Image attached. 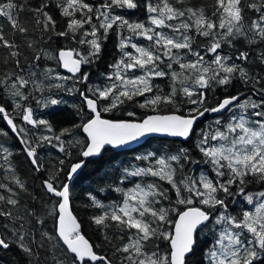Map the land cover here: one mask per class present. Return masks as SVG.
Masks as SVG:
<instances>
[{
    "label": "snow or ice",
    "instance_id": "1",
    "mask_svg": "<svg viewBox=\"0 0 264 264\" xmlns=\"http://www.w3.org/2000/svg\"><path fill=\"white\" fill-rule=\"evenodd\" d=\"M175 2L183 4L184 0H175ZM48 6V4H43L41 7L31 9L37 17H42V19H35V23L42 26L41 31L73 40L79 37L78 43L87 44L89 51L85 56L73 49H60L56 55H52L48 50L41 49L35 54L34 60L39 61L42 56L46 59H56L60 66L81 83L86 82L89 78L87 73L81 72V66L92 63V58L98 57L101 51V36L106 38L109 31L116 26L120 40L118 48L122 53V58L111 65L114 72L107 76L111 83L103 88L90 89L92 97L95 98L89 97L83 91L80 92L88 110L94 114L93 117L86 123L73 125L72 128H63L59 134L37 136V147L45 142L52 145V141L55 140L57 143L52 146L57 147L63 153L65 152V142L61 138L71 135L75 128H82L88 137V143L83 146L80 153L84 158L98 156L106 145L112 147L124 145L137 140L146 133H161L187 139L194 131V124L198 116H203L206 112L216 113L225 109L231 110L229 106L239 100V96L226 97L212 108L191 109L190 115L187 117L176 114L160 115L159 106L161 104L176 105L178 95L187 97L188 102L193 105L203 106L205 93L203 91L196 93L195 89H207L213 83L227 86L236 76L242 82L248 83L251 78L245 68L234 62L229 63L231 58L220 55L218 50L222 48L223 44L234 47L233 42L241 38L249 45L264 43V0H215L210 16L206 15L203 8L181 9L176 8L170 0H159L157 5L149 4L147 7L149 13L147 26L140 22H130L120 15L113 14L114 9L137 8L134 0H105L95 10L84 0H64L63 3L56 5L60 9V15L66 20V27L61 30H57V21L45 11ZM24 7V5H17L13 0L0 4V17H6L13 32H18L21 36L29 31L28 27L18 19L19 12L23 11ZM248 11L256 14L255 18L250 19V22L246 20ZM77 13H79V17ZM93 14L98 23H93ZM168 21H179V23L169 24ZM85 25H89V29H85ZM124 28L132 36L143 37L153 42V46L145 48L132 43L131 36L124 37L120 34L119 30ZM157 28H168L179 35L169 36L163 32L154 31ZM101 30H103L102 33ZM193 32L195 36L208 39L209 44L205 54L193 50L195 37L189 34ZM34 44L35 41L32 40L28 42L27 46L31 49ZM0 46L10 49L4 62L8 63V59L11 58L16 67L21 68L18 59L21 53L17 50L20 46L14 40L10 41L5 38L2 26H0ZM129 46L134 49L135 55L124 51ZM181 50H187V54L194 56L195 59L185 61ZM207 53L213 54L210 61L205 59ZM235 59L247 61L249 54L246 51H241ZM259 59L264 64V52L259 54ZM165 60L169 61L167 67L171 72V90L167 93L151 84L153 78H163L168 75L164 71L157 70L158 65L164 63ZM173 64L179 65V72L172 70ZM29 66L31 67V64ZM136 69H139L142 75L138 77L125 75V72ZM44 71L46 78L51 79L52 70L45 69ZM78 73L79 77H77ZM35 76L36 73L32 72L26 79L23 75L12 72L6 73L3 78H0V87L4 88L12 98L14 108L22 107L16 97H19L20 100L28 99L21 89H24L29 83L33 85L34 91L43 92V85L32 79ZM72 77L57 75L55 79L68 80ZM177 84L180 85L179 88L176 86ZM53 86L63 87L62 84ZM154 87H156L155 92ZM68 91L71 92L72 89ZM146 93H153V95L146 97L139 106L141 108L150 106V110L157 114L147 116L142 123H114L100 118L98 111L100 101H109L104 110L111 111L126 101H133L136 97L145 96ZM194 95H197L198 99H192ZM58 102L57 99L52 98L37 99V103L43 106H47L49 103L56 105ZM260 106L250 100L239 104L242 110L249 107L257 109ZM192 112L197 113L198 116L191 115ZM0 114H3L4 120L13 132H16V125L3 106H0ZM128 115L134 114L128 113ZM254 115L264 118V111H257ZM22 119L34 128L42 125L47 133H53L49 122L35 119L33 111L29 107H23ZM215 123L221 125L220 120ZM209 139L218 143L207 146ZM22 142L28 144L27 140H22ZM77 143L80 142L77 141ZM197 146L206 158L205 163L212 165L215 179L201 174L198 178L185 177L177 182L174 179L175 168L173 165L178 164L182 167V159L190 160L183 149L179 154L157 157L154 163H150L148 167H137L131 171L125 170L126 176H151L171 185L172 190L175 191V203L186 206V210L176 213L178 218L175 220L169 218V212H176L175 208L169 210L165 207H156L160 203L156 197L166 199L167 190H161L155 183L146 185L136 183L133 188L126 191L118 187L114 188V191L123 194L124 199L120 205L105 206L89 195L93 206L103 209L101 214L90 217L94 225L103 230L115 224L121 233H128L127 242L116 248L117 252L123 254L121 264H186V256L193 251L196 243L194 233L199 226L210 221L209 212L199 207H187L194 204V198L209 209H216L218 206L223 209L215 220V224L220 226L217 239L206 252L209 264H254V261L257 260L264 264V191L255 194V200H258L259 203L254 205V210H244L239 217L229 214L225 200L217 195L221 191L226 196L233 195L230 191L233 186H236V195L243 194L244 186L248 183L246 178L249 176L258 182H264V119L250 121L242 111L239 116L233 115L229 122L222 127H218L214 131L202 132ZM24 151L31 160L34 170L41 171V165L36 159V147L27 146ZM3 152L6 154L4 160L7 162L5 171L13 173L11 182L15 183L21 191H27L24 183L15 175L11 162L8 160L12 153L7 148H4ZM153 155L155 154L138 157V159L151 161ZM63 163L64 161L61 160L60 164ZM83 166V161L72 164L68 178L71 179L73 174ZM55 179L54 175H50L43 182L47 193L58 198L56 208L47 213V215L55 217V234L51 235L41 231V241L38 243L33 238L32 244L36 245L37 249H43V240H47L49 249L53 250L52 259L55 264H88V262L91 264H97V262L112 264L107 257L98 255L93 250V245L82 235L81 224L69 211V186L67 184L57 186L54 183ZM0 188L11 193L8 197L0 195V203L11 206L7 210L0 209V217L12 220L13 225L24 220L25 217L13 214V209H16L19 204L18 199L13 198L16 193L2 183H0ZM185 192L187 196H185ZM244 199L247 204L253 205V194H246ZM26 215L33 216L35 213L26 210ZM43 222L42 218L37 217V223L42 224ZM27 223V221L20 223L18 228L8 224L3 225L8 229L10 236H0V248L8 249L10 247L9 239H11L29 258L36 256L37 264H39V252H34L33 248L26 243L28 239ZM165 226H171V230H165ZM105 239H109L107 235H105ZM154 240L167 242L168 251L161 254L159 246L149 250L148 245Z\"/></svg>",
    "mask_w": 264,
    "mask_h": 264
},
{
    "label": "trees",
    "instance_id": "2",
    "mask_svg": "<svg viewBox=\"0 0 264 264\" xmlns=\"http://www.w3.org/2000/svg\"><path fill=\"white\" fill-rule=\"evenodd\" d=\"M8 0H0V4L7 3ZM17 5H24L23 11L19 12L18 19L29 31L24 36H21L18 32L14 33L11 25L8 23L6 17H0V26L3 28V34L6 39L15 41L20 47L17 49L21 55L19 56L21 68H17L15 62L9 58L8 63L4 62L5 57L8 56L10 49L0 46V78H3L6 73L16 72L19 75H23L26 79L30 77L32 72L36 73L35 79L43 85V92L34 91L33 85L29 83L24 89H21L25 95L28 96L26 100H20L16 97V100L22 105L20 109H16L13 106V100L5 92L4 88L0 87V106H3L9 117L16 125L17 131L13 132L12 128L7 124L3 118V114H0V183L5 184L12 192L16 193L13 197L18 199L19 204L16 209H13V214H19L25 217L24 220L18 221L13 225V221L0 217V236H10L8 229L3 225L8 224L10 226L19 227L20 223L27 221L28 239L26 243L33 248L34 252H39V264H55L52 259V251L49 249L48 241L43 240L44 248L37 249L36 245L32 244V239L35 238L39 243L42 239L40 232H47L51 235L55 234V217L47 215L48 212L53 211L56 208L57 198L47 193L43 187V182L50 176L56 177L54 183L59 186L65 184L67 181V174L72 164L80 161V153L83 146L87 144V140L81 133V128H75L71 135H66L61 139L65 142V152H60L57 147L52 145L56 144L55 140L52 141V145L47 142L37 147L36 141L38 135H53L59 134L63 128H72L73 125L86 123L91 114L87 111L86 104L83 98L80 96V92L83 91L89 97H92L90 89L97 87L103 88L111 82L107 79V76L114 72L111 67L116 61L121 59L122 53L118 48L120 42L116 26L113 30H110L108 36L104 38L101 36L100 44L101 51L98 57L92 58V63L84 64L81 66V72L88 74V80L84 83L78 81L76 77H72L68 80H57V75L61 77H71L63 74L60 71L59 63L56 59L42 58L39 61L34 60V56L41 49L48 50L52 55H56L60 49H73L80 52L82 55H87L89 46L87 44L81 45L78 43L79 37L76 40L72 38L56 37L51 33H44L41 31L42 26L35 23L37 17L36 14L31 11L35 7H41L43 4H48V8L45 9L50 15L57 21V30H61L66 27V20L60 15V9L56 7L58 3H63L64 0H13ZM95 10L105 0H84ZM137 4L135 9H114L113 14L120 15L130 22H140L148 25L149 13L147 7L149 4L155 6L159 3V0H134ZM170 2L176 8H203L206 15H211L215 0H184L183 4H177L175 0ZM255 13L248 11L246 13V20L250 22L251 18H255ZM79 17V13H77ZM94 17V14H93ZM186 19V18H182ZM215 19V18H213ZM93 23H98L93 18ZM169 24H177L179 21H168ZM85 29H89V25H85ZM120 34L124 37H132L131 42L140 47L149 48L153 46V42L144 39L143 37H135L130 34L126 28L120 29ZM156 32H163L169 36H178L179 33H174L168 28L154 29ZM103 30H101V33ZM193 35V50L198 51L201 54L206 53L209 41L207 38L195 36L194 32L189 33ZM49 36L51 37L49 39ZM91 39V37H88ZM35 41L34 47L29 48L28 42ZM234 47H229L227 44H223L222 48L218 50V53L222 56H228L231 59L229 63L240 64L249 73L250 80L248 83L242 82L238 76L234 77L232 82L227 86H219L213 83V85L207 89H195L196 93L203 91L205 93V103L201 105H193L188 102V98L183 95L177 96V104H161L159 106V114L176 113L183 116H189L190 110L204 107L212 108L218 105L224 98L245 94L246 96L240 99L238 102L230 106L231 110H227L224 114L217 117H209L205 115L200 121L194 125V131L190 134L187 141L182 142L178 140H169L163 138H149L140 146L115 152L111 149H105L102 155L96 159L86 162L85 166L79 172V174L73 179L69 185V202L73 215L77 218L81 224V233L93 245V250L101 256L107 257L111 260L112 264H121L123 260V254L116 251V248L127 242L128 233H121L120 230L112 224L108 229H100L94 225L90 217L99 215L103 211L101 208L93 206L92 200L89 195L94 197L101 204L108 205H120L123 202L122 192L114 191L113 189L118 187L122 190H128L133 188L136 183L146 185L147 183H155L161 190H167V198L156 197L160 201L156 207H165L169 210L176 209V212H169V218L175 220L177 212L186 209L184 205H177L175 203V191L172 190L171 185L164 181L159 180L156 177H131L126 176L125 170H134L137 167H148L150 163H154V160L161 155L179 154L181 149L190 157V160H181V165L174 164L175 176L174 179L179 182L185 177L198 178L201 174L208 175L210 178L215 179V174L211 170L209 163H205V157L202 155L198 148L199 140L201 139V133L204 131H214L218 127L227 124L233 115L239 116L241 114L240 103L245 100L254 101L261 106L257 109L251 107L246 110H242L246 117L250 121H258L264 118L254 115L257 111H264V64L260 62L259 54L264 52V43H257L249 45L243 38L233 42ZM133 49L129 46L124 49L126 52H130ZM175 52V50H173ZM241 51H246L249 54L247 61H238L235 57ZM134 52V51H133ZM181 54L184 56V60H193L194 56L187 54V50H181ZM27 58V59H25ZM213 54L207 53L205 55L206 60H211ZM169 61L165 60L164 63L158 65L157 70L168 73L163 78H153L151 84L158 86L165 93L169 92L171 85V72L167 67ZM31 64V67L29 66ZM38 65V67H36ZM45 69H51V79L46 78ZM177 72L180 71L178 64H173V69ZM130 72V71H129ZM129 77H137L142 75L139 69L129 74ZM80 74L77 76L79 77ZM259 81V82H257ZM10 83V82H9ZM118 83V82H117ZM62 84L63 87L56 88L53 85ZM178 88L179 84L176 85ZM72 89L71 92L68 90ZM156 87H154V92ZM153 93H146L145 96L136 97L133 101H126L119 107L112 109L111 111H105L104 108L109 101H100L98 104V111L100 116L106 119L120 121V120H132L138 121L149 114H157L150 110V106L141 108L140 103L144 102L146 97H150ZM57 99L59 102L56 105L47 106L37 103V99ZM192 99H198L197 95H194ZM23 107H29L33 111L35 119H43L49 122L53 128V133H47L44 126L33 127L25 123L22 119ZM238 107V108H237ZM177 109H179L177 111ZM133 113L134 115H128ZM197 113L192 112L191 115ZM220 120L221 125H216V121ZM253 126H256L253 124ZM23 129V131H21ZM27 140L28 144L22 142ZM79 141L80 143H77ZM217 141L209 139L207 146L216 145ZM36 147V159L41 165V171L36 172L34 166L31 164V160L27 157L24 151L25 147ZM7 148L12 153L8 157L11 162L12 169L15 175L24 183L27 191H21V189L13 182H11L12 172H6L7 162L4 160L3 149ZM152 156L151 161H145L138 159V157ZM64 163L61 165L60 161ZM7 177V178H5ZM248 183L244 186V193L236 195V186H233L230 191L233 193L231 196H226L225 193L218 192L219 198L224 199L227 205V211L229 214L235 212L238 203V199L246 194L252 192L264 191V182H258L253 177L246 178ZM123 181V182H121ZM187 196V193H184ZM0 195L8 197L10 192L0 188ZM11 206L0 203V209L7 210ZM187 207H199L204 211L210 213V222L205 225L195 235V245L192 253L186 258V264H209L206 252L215 243L217 231L220 226L215 224L216 217L223 209L219 206L216 209H209L206 206L199 203L194 198V204ZM26 210H31L35 213L33 216H27ZM37 217L43 219V223H37ZM149 219H151L149 217ZM112 223V222H109ZM165 230H171V226H165ZM105 235L108 236V240L105 239ZM10 247L8 249L0 248V264H37L36 256L29 258L23 253L16 243L9 239ZM159 246L161 254L168 251L167 242L163 240H154L148 245L149 250L155 249ZM58 252V250H57ZM90 264V263H88ZM97 264H101L98 262ZM254 264H261L260 260L254 261Z\"/></svg>",
    "mask_w": 264,
    "mask_h": 264
},
{
    "label": "water",
    "instance_id": "3",
    "mask_svg": "<svg viewBox=\"0 0 264 264\" xmlns=\"http://www.w3.org/2000/svg\"><path fill=\"white\" fill-rule=\"evenodd\" d=\"M65 50H67V49H65ZM59 66H60V64H59ZM60 71H61L63 74L72 77V74L69 73V72H67L62 66H60ZM78 75H79V73L77 74V76H78ZM236 96H239V100H240V99H242L243 97L246 96V93H245V94H239V95H236ZM239 100L234 101L233 104L236 103V102H238ZM85 104H86V103H85ZM230 106H231V105H230ZM230 106H229V107H230ZM86 107H87V105H86ZM227 110H228V109H225V110H222L221 112H216V113H213V112H206V113H204L203 116H198V114H195V115L198 116L196 122L200 121L205 115H208L209 117H217V116H220V115L224 114ZM87 111L89 112V114H91V118H92L94 114L91 113V112L88 110V108H87ZM171 114H176V113H166V114H160V115H171ZM150 115H155V114H149V115H147V116H150ZM176 115H179V114H176ZM147 116H145L144 118H142L141 120H138V121H132V120H120V121H115V120H110V119L103 118V117H101V116H100V118L103 119V120H109V121L114 122V123H117V122L142 123L143 120H144ZM181 116H183V115H181ZM185 117H187V116H185ZM91 118H90V119H91ZM196 122H195V123H196ZM194 125H195V124H194ZM81 133H82V135L85 137V139L87 140V143H88V137H87V134L83 132L82 128H81ZM189 137H190V136H189ZM189 137H188L187 139H185V138H182V137H171V136H167V135H165V134H161V133H146L144 136L139 137L137 140L130 141V142L124 144V145H120V146H117V147H112L111 145H106V146L101 150V153H100L98 156L89 157V158H84V157H82V156L80 155V159H81L80 161H83V162H84V166H85L86 162L91 161V160H96V159H98V158L102 155V153H103V151H104L105 149H111V150H113V151H115V152H118V151H125V150H130V149H133V148H136V147L140 146L141 144H143V143H144L147 139H149V138H163V139L178 140V141L185 142V141H187V140L189 139ZM80 161H78V162H80ZM84 166H83V167H84ZM83 167H82V168H83ZM70 168H71V166H70ZM70 168H69V171H70ZM82 168L79 169V170L77 171V173L73 174V176H72L71 179L68 178V174H67V178H66L67 181H66L65 184H67V185L69 186L70 183L73 181V179H74V178L79 174V172L82 170ZM69 171H68V173H69ZM50 195H51V194H50ZM57 199H58V198H57ZM184 210H186V209H184ZM184 210H183V211H184ZM69 211L72 213L71 208H70V202H69ZM72 214H73V213H72ZM73 216H74V215H73ZM177 218H178V217H176V219H177ZM210 219H211V216H210ZM209 222H210V221H209ZM209 222H206L204 225H201V226H199V227L197 228L196 232L194 233V238H195V235L197 234V232H198L199 230H201V229H202L205 225H207ZM191 253H192V252H191ZM191 253H189V254L186 256V258L189 257ZM88 263L91 264V262H88ZM97 263H98V262H97Z\"/></svg>",
    "mask_w": 264,
    "mask_h": 264
},
{
    "label": "rangeland",
    "instance_id": "4",
    "mask_svg": "<svg viewBox=\"0 0 264 264\" xmlns=\"http://www.w3.org/2000/svg\"><path fill=\"white\" fill-rule=\"evenodd\" d=\"M134 51V49L132 50V51H130L129 53H132L133 55H135V52H133ZM121 58H122V56H121ZM127 73L128 72H125V75L127 76ZM131 73H133V71H130L129 72V74H131ZM140 76V75H139ZM127 77H129V76H127ZM138 77V76H137ZM239 106V105H238ZM238 108V107H237ZM240 111L242 112V109H240ZM210 146V145H209ZM210 164V163H209ZM210 166H211V170H212V165L210 164ZM214 173V172H213ZM215 174V173H214ZM263 191V190H262ZM259 192H261V191H258V192H252V193H250V194H253V196H254V203H253V205H249V204H247V202H246V200L244 199V197H243V199H241V198H239L238 199V203L239 204H236L237 205V207H238V209L236 208L235 209V212H231V215H233V216H237V217H239L241 214H242V211H244V210H254V205L256 204V203H259V201L258 200H255V194H257V193H259ZM220 230V229H219ZM219 231H217V233H218ZM217 236L218 235H216V239H217ZM215 239V240H216Z\"/></svg>",
    "mask_w": 264,
    "mask_h": 264
}]
</instances>
